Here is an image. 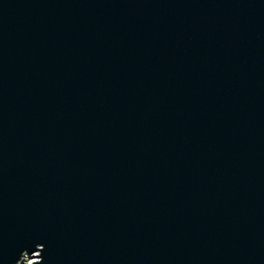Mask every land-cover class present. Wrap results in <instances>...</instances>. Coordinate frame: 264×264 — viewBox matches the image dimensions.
Instances as JSON below:
<instances>
[{
    "label": "water",
    "instance_id": "obj_1",
    "mask_svg": "<svg viewBox=\"0 0 264 264\" xmlns=\"http://www.w3.org/2000/svg\"><path fill=\"white\" fill-rule=\"evenodd\" d=\"M264 264V0H0V264Z\"/></svg>",
    "mask_w": 264,
    "mask_h": 264
},
{
    "label": "bare ground",
    "instance_id": "obj_2",
    "mask_svg": "<svg viewBox=\"0 0 264 264\" xmlns=\"http://www.w3.org/2000/svg\"><path fill=\"white\" fill-rule=\"evenodd\" d=\"M37 260H38V259H34V260H32V262H37Z\"/></svg>",
    "mask_w": 264,
    "mask_h": 264
},
{
    "label": "rangeland",
    "instance_id": "obj_3",
    "mask_svg": "<svg viewBox=\"0 0 264 264\" xmlns=\"http://www.w3.org/2000/svg\"><path fill=\"white\" fill-rule=\"evenodd\" d=\"M31 262V261H30ZM25 264H29V261H26Z\"/></svg>",
    "mask_w": 264,
    "mask_h": 264
}]
</instances>
